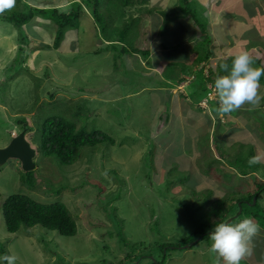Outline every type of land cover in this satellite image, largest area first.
Masks as SVG:
<instances>
[{
	"label": "rangeland",
	"instance_id": "obj_1",
	"mask_svg": "<svg viewBox=\"0 0 264 264\" xmlns=\"http://www.w3.org/2000/svg\"><path fill=\"white\" fill-rule=\"evenodd\" d=\"M35 1L56 4L61 0H24L28 4ZM101 2L100 21L85 10L78 28L66 31L59 48L52 47L57 29L54 22L36 16L18 29L0 17V147L24 129L21 122L26 120L31 126L28 128L33 129H27V139L37 149L36 167L32 171L23 170L17 159L0 165V245L9 255L17 257L16 264H128L131 260L133 263L139 260V264H212L214 254L208 252L211 241L207 232L214 229L219 217L223 219V213L214 208L232 193V201L227 200L225 206L231 205L238 195L246 200L248 193L262 185L264 161L259 160L263 163L259 166L250 164L252 159L243 162V165L258 166L256 175L251 177L239 176L226 159L216 161L214 156H220V152L207 146L211 144L207 137L213 128L218 139L215 123L219 116L213 110L214 105L210 106L204 99L199 104L202 107L194 105L186 115L174 109L165 93L160 94L158 87H154L155 82L162 84L159 76L152 72L145 74L137 57L130 58V54L127 59L123 44L105 45L109 36L118 39L121 32L130 33L122 31L120 14L124 17V11L119 1ZM70 3L60 9L68 10ZM183 3L181 0L179 4ZM232 3L231 0L220 2L226 4L219 13L225 17L224 24L239 18ZM257 6V11L263 12L264 4ZM131 9L127 8V17L135 15ZM199 9L193 12L198 23ZM151 22V34L161 35L163 39L165 35L157 32L155 17ZM24 35L31 38L30 43H19ZM254 42L258 50L264 51L263 36L258 35ZM207 43L210 42L207 40ZM208 44L207 48L211 49ZM20 46L25 48L20 55L22 62L17 60ZM246 48L250 52L255 49ZM115 54L120 57L115 58ZM178 66L182 67L180 63ZM254 66L264 67L256 60ZM260 85L264 95L263 80ZM188 91L192 93L194 88L188 87L190 96ZM184 93L177 98H187ZM212 93L210 97L214 99ZM84 101L91 113L83 111L75 119L78 126L84 121L89 129H101L113 136L116 144L84 147L70 165L42 154L38 149L39 124L54 114L73 117L72 112ZM69 106L71 110L66 112ZM260 106H264V100ZM248 107L245 105L240 114ZM167 114H170L169 122L164 121ZM248 114L254 118L246 120ZM241 121L256 129L264 128V118L252 111ZM218 129L221 131V125ZM228 132L226 140L240 137L244 130L232 128ZM220 144L225 147L224 141ZM239 144L231 149L226 145L229 153L238 152ZM170 145L175 153L183 150L184 153L170 157ZM261 146L258 150L262 153ZM196 148H200L199 153ZM211 176L215 181L209 182ZM214 191L224 193L223 198L210 202ZM261 191L258 205L244 206V214L247 218L254 215L261 219L262 237L254 238L253 253L241 264H264V189ZM15 193L29 195L40 202H64L76 219L77 234L64 236L41 225L22 226L15 233L9 232L3 204ZM239 211L240 207L234 205L223 221L238 222ZM231 218L234 219L230 221ZM190 236L193 239L186 242ZM163 243L167 245L161 247ZM188 243L194 244L184 248Z\"/></svg>",
	"mask_w": 264,
	"mask_h": 264
},
{
	"label": "crops",
	"instance_id": "obj_2",
	"mask_svg": "<svg viewBox=\"0 0 264 264\" xmlns=\"http://www.w3.org/2000/svg\"><path fill=\"white\" fill-rule=\"evenodd\" d=\"M74 1L75 0H61L56 4H41V2L35 1L38 4L35 2H32L31 4L39 6H57L62 8L64 7L65 3H72ZM221 1L225 0H188L183 4H179L181 0H165L161 4L149 2L145 4L136 3V5L131 9V14L135 13V15L132 17H127V10H125L123 13L124 17L121 18L123 27H125L126 22L131 23H129L130 27L128 26L127 29V32L130 33V35L127 34L128 36L126 35V40H123L122 42L119 41L121 38H118L117 40L116 38L109 36L105 39V45L112 46L113 42H119L120 44H123V47H126L129 50V52H124V54L127 56V59H129L128 55L130 54V58L137 57L143 67L145 74L152 72L154 75L159 76L162 80V84L155 82L156 86L154 87H158L156 90H158L159 93H165L164 96L170 100L171 105L174 104V109L180 110L182 114L186 115L190 110L193 109L192 107H194V105H199L204 99L207 100L211 106L212 100L214 103L216 100H218L217 97H214V99H209L210 94L213 92L214 81L212 79L216 78L212 73H214L213 70H216L221 63L226 61L228 58L233 57V55L240 49L249 51L246 47L251 46L253 49H255L253 52H249L254 57V59L256 58V61L258 59L261 61L262 66H264V51L258 50L256 48L257 45L254 42L258 35H261L264 38V10L263 12L257 11V5L261 3L264 4V0H231L233 1L232 4L235 7V14L238 15L239 18L236 19L234 17L232 21H229V23L225 24L223 23L225 21V17L219 13L223 8L226 7V4L221 5ZM198 8L200 9L196 16H198L197 19L200 20V23H198L193 13ZM85 12L89 15L91 13L87 8ZM153 17H155L157 22V32H162L163 35H165V37H162L163 39H160L161 35L157 36L156 34H151L150 28ZM144 21L149 22L148 25L142 23ZM134 28H136L137 31ZM130 36L132 37V40H130ZM166 38L168 39L166 40ZM207 40L210 42L209 44L207 43ZM39 42L41 43L40 40ZM127 42L129 44H127ZM207 44L212 48H207ZM203 48H205V50L201 51ZM141 55L143 58H141ZM179 63L182 65V67L178 66ZM200 74L202 75L201 79L206 83L208 96L202 98V100L199 102H195L194 99L195 104H193L194 102H192L193 100L191 98V93L188 91L190 96L187 95V89L190 86L194 88V91L202 93L204 84L202 85V82L200 81ZM164 81L165 83H163ZM183 92H185L184 94L187 98L183 97L182 99H178V95H181L180 93ZM175 103L178 105H175ZM183 109H185L186 112H183ZM239 111L240 110L233 112V114L229 116H226L225 120H223L221 117L217 118L216 123L218 121L220 122L222 125V135L225 136L223 141L225 142L224 149L226 151L224 150V155L220 153V156L216 155L214 157L217 160L226 159L229 165L237 171L239 176L251 177L256 175V170L259 166V163L264 161V147L261 146L264 145V128L256 129L249 124L243 125L241 118L245 116L248 110L246 109V112H244V110L242 114H240ZM253 113H256L257 115L264 118V106H260L256 111H252V114ZM205 117H207V119L210 118L209 115ZM250 117V114L246 115V120ZM237 120L239 123L236 122ZM164 121H167V118H165ZM232 128H241L244 130V132L240 137L238 136L235 138H228L226 140V138L229 137V135L226 134H228V130ZM258 138L261 139L258 140ZM209 142H211V144L208 143L207 146H211L214 152L215 150L217 151V149L218 151L220 150L217 144H214L211 139ZM238 142L240 143V147L238 148L239 154L238 152L233 153L235 155L231 154V152L229 153L228 149L236 146ZM195 144L197 145L196 142ZM212 144L215 146H212ZM256 144L261 146L262 153L258 150L259 146L256 148ZM218 145L220 146L221 144ZM226 145L230 148L227 149ZM251 147H255L252 148V152ZM200 148H196L197 153H199ZM253 158L257 160V168L254 172L246 174L243 173V162L247 159ZM219 171L216 172V175ZM212 178L213 176L208 178L209 182L215 181ZM262 185H264V182ZM262 185L257 186L258 188L256 187L253 192L248 193L249 196L255 193L253 198L259 196V199L260 193L262 194L261 189L263 188H260ZM214 193H212L213 198L210 202L219 201L220 197L223 198V196L219 197V193ZM229 196L230 195L226 196L223 201L226 200L227 203V200H231ZM238 204L239 201L237 202V205ZM230 213L227 214L226 218L229 217ZM250 218L257 222L254 217ZM259 236L262 237L261 233Z\"/></svg>",
	"mask_w": 264,
	"mask_h": 264
},
{
	"label": "trees",
	"instance_id": "obj_3",
	"mask_svg": "<svg viewBox=\"0 0 264 264\" xmlns=\"http://www.w3.org/2000/svg\"><path fill=\"white\" fill-rule=\"evenodd\" d=\"M21 1L24 2V0H16L15 7L11 10L6 11L3 14H0V17H2L4 21L13 24L18 29H22L25 25L29 24V22L32 19H34L36 16H42L46 20H51L57 26L55 33L56 34L55 41L52 45V47L54 48L60 47L62 41L65 38L67 30L78 28L80 17L83 14V12L86 10V8L98 20V22L100 21L99 6L101 5L102 0L75 1L71 3V7L68 10H61L57 6L34 5L31 4V2L29 4L28 2L27 3L24 2L25 7H22ZM117 1H119L118 5L123 8L122 11H125L127 10L128 7L129 8L134 7L137 2L140 4H145L144 1H148V0H117ZM183 1L185 3L188 0H183ZM120 16L122 18V14H120ZM129 23L130 22H126L125 27L122 26V31L124 30L127 32L128 26L130 27L131 24ZM126 35H124V33L121 32L120 34L121 40L119 39V41L122 42L123 40H126L128 36ZM30 41L31 38L27 35H24L22 38L19 39V43H24V42L30 43ZM115 44L117 43H112V46L114 47ZM42 45L45 46L46 44L42 43ZM48 47H50V45H48ZM123 50L125 52H129V50L126 47L125 48L123 47ZM18 51H19V56L17 60L19 62H22L23 58L20 55L24 54L25 48L23 46H20ZM116 57H120V56L115 54V58ZM256 62L258 63V65H261V61H259L258 59ZM223 63H227L230 67L232 63V57L228 58ZM220 65L216 70H213L214 73L212 74H214L215 77L218 73L221 75L225 74L220 69ZM114 66L117 65L114 64ZM201 77L202 75L200 74L199 75L200 81L202 82V85L204 84L202 93L196 91L191 93V95H193L191 96V98L192 100L195 99V102H199L202 100V98L208 96L207 94L208 89L206 88V83L204 80L201 79ZM212 80L214 81L215 79ZM260 80L264 81V76H261ZM86 101H84V103H82L77 107V111L72 112L73 117H69L66 114L65 116L60 114H54L46 117L44 121L41 124H39V126L37 127V132L39 133L38 138L40 141L38 145L39 146L38 149L42 154L55 157L61 164L70 165L73 164L78 159L81 149L84 147H94L98 144H103V143L116 144L115 138L101 129H97V128L89 129V127L84 121L80 126H78V123L75 119L79 117L83 113V111H86L87 113H91V108L90 107L88 108L86 106L85 103ZM48 104H54V103L49 102ZM212 104L214 105V110L216 111V108L218 107V100H216L215 103L212 100L211 105ZM69 110H71L70 106L69 108L68 107L65 108L66 112ZM21 118H19L20 121H22ZM165 118H167V121L169 122L170 114H167ZM21 123H24L22 125V128L24 129L25 128L29 129L28 127H31L26 123V120ZM218 125L219 127L221 125L219 121L215 123V128H216L215 130L218 132L217 134L218 139H216V136L213 134L214 128L209 133V136L207 138L209 140L211 139L214 144H217V146L220 149L219 152L224 155L226 150L221 145L219 146L218 144H220L225 139L224 138L225 136L221 135V137H219L220 135L219 132L221 131L218 129L219 128ZM29 130L31 131L33 129H29ZM35 137L36 134L34 133L33 139ZM169 148H170L169 151L171 152L169 154L170 157L178 156L184 153V150L181 153L179 152L175 153L171 145L169 146ZM252 148L253 147H251V152H252ZM256 168L257 167L254 165L252 166L242 165V171L245 174L254 172ZM260 188L264 189V185H262ZM232 194L229 197H232ZM218 195L220 197L223 195V193H219ZM254 195L255 193L250 195L247 198L248 200L247 199L244 200L245 197H240V195H238L235 197L237 200L235 199L236 201L230 203L231 205H227V206H225L226 200L222 201V204L218 206V208L216 209L214 208L216 212L220 210L221 214L223 213L222 214L223 219L219 217L218 219H220V221H217L216 223L223 221L224 218L226 219L227 214L230 213L234 205H237L238 201L241 202L243 207L246 205L248 207H252L250 203H252ZM256 205H258V203H256ZM3 212H4L6 228L11 233L17 232L22 226L33 227L35 225H41L49 230L57 231L64 236H74L78 232V225L76 219L71 214L68 206L62 201H56L51 203L40 202L29 195L22 193H15L7 197V199L5 200L3 204ZM244 215L245 217H248L246 214ZM217 216H219V214H217ZM251 217H254L256 220L258 219L257 223L261 224V219L258 216L252 215ZM243 218L244 217L240 216L238 219H243ZM262 219L264 221V217ZM192 239L193 237L190 236L186 239V242H189ZM123 241L126 242L125 237L123 238ZM168 244H172V243H168ZM163 245L166 246L167 243H163L161 247ZM0 250H1V256L4 254H9L2 245H0ZM131 262L133 264L134 261L131 260L129 261L128 264H131Z\"/></svg>",
	"mask_w": 264,
	"mask_h": 264
},
{
	"label": "clouds",
	"instance_id": "obj_4",
	"mask_svg": "<svg viewBox=\"0 0 264 264\" xmlns=\"http://www.w3.org/2000/svg\"><path fill=\"white\" fill-rule=\"evenodd\" d=\"M15 5L16 0H0V14L13 9ZM254 64L255 60L251 53L240 49L233 55L230 67L227 63L220 65V69L225 74L216 75L212 93L218 98L216 114L219 117L229 116L244 108L245 105L249 106L248 111L260 107L261 100H264V95L260 92V78L264 75V67H255ZM256 162L255 158L249 161L250 164ZM261 195L260 193V197ZM258 197L256 203L259 201ZM241 216L244 217V213ZM260 231L259 224L247 217L238 222L216 223L209 234L211 246L208 252L214 254L212 264H241L242 260L252 255L253 240ZM16 260L15 255L0 256L2 264H16Z\"/></svg>",
	"mask_w": 264,
	"mask_h": 264
},
{
	"label": "water",
	"instance_id": "obj_5",
	"mask_svg": "<svg viewBox=\"0 0 264 264\" xmlns=\"http://www.w3.org/2000/svg\"><path fill=\"white\" fill-rule=\"evenodd\" d=\"M37 155V149L32 146L31 142L27 139V128L22 129L17 135L13 136L11 141L3 147H0V165H4L10 159H17L20 161L23 170L31 171L35 169L36 162L35 157ZM256 203V197L253 200L252 205ZM240 211L237 215V219L243 213L244 207L241 202H239ZM234 218H231L232 221ZM211 231L207 232V235L210 234ZM202 238V237H201ZM194 243H188L184 245V248H188L192 246ZM140 261L137 260L136 263L139 264Z\"/></svg>",
	"mask_w": 264,
	"mask_h": 264
},
{
	"label": "built area",
	"instance_id": "obj_6",
	"mask_svg": "<svg viewBox=\"0 0 264 264\" xmlns=\"http://www.w3.org/2000/svg\"><path fill=\"white\" fill-rule=\"evenodd\" d=\"M209 99H212V97L209 96Z\"/></svg>",
	"mask_w": 264,
	"mask_h": 264
}]
</instances>
